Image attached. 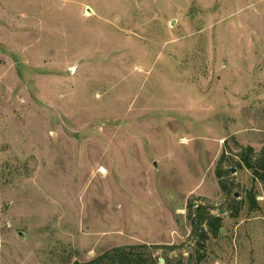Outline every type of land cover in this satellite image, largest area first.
Listing matches in <instances>:
<instances>
[{
  "label": "rangeland",
  "instance_id": "374dc122",
  "mask_svg": "<svg viewBox=\"0 0 264 264\" xmlns=\"http://www.w3.org/2000/svg\"><path fill=\"white\" fill-rule=\"evenodd\" d=\"M250 149L264 0H0V264H264Z\"/></svg>",
  "mask_w": 264,
  "mask_h": 264
},
{
  "label": "trees",
  "instance_id": "16d2710c",
  "mask_svg": "<svg viewBox=\"0 0 264 264\" xmlns=\"http://www.w3.org/2000/svg\"><path fill=\"white\" fill-rule=\"evenodd\" d=\"M249 152H243L242 159L247 168L251 169L254 172L256 177H260L264 180V149L259 154L256 160L252 158V150H248ZM225 162V156L223 155L219 161L217 173L218 177L221 179L228 171L224 170L223 163ZM222 189L226 193H230L225 183H221ZM202 214H200L201 216ZM204 225L207 226L208 230L204 228ZM220 226V219L210 213H207L205 216L203 215L201 219L198 221V228L203 232L204 237L207 236V231H211L212 229L218 230ZM138 247H129L112 250L105 255L99 257L98 259L87 263V264H156L153 262H149L144 253L138 252Z\"/></svg>",
  "mask_w": 264,
  "mask_h": 264
},
{
  "label": "water",
  "instance_id": "95a60500",
  "mask_svg": "<svg viewBox=\"0 0 264 264\" xmlns=\"http://www.w3.org/2000/svg\"><path fill=\"white\" fill-rule=\"evenodd\" d=\"M232 173H235V170H232ZM237 196V195H236ZM225 212L224 211H222L221 212V214H224ZM221 232L223 233L224 232V230L223 229H221ZM161 263H165V260H161Z\"/></svg>",
  "mask_w": 264,
  "mask_h": 264
}]
</instances>
